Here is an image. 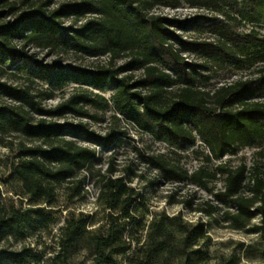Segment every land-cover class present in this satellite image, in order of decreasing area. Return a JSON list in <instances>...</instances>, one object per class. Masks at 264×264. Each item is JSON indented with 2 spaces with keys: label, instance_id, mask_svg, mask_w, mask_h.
<instances>
[{
  "label": "trees",
  "instance_id": "1",
  "mask_svg": "<svg viewBox=\"0 0 264 264\" xmlns=\"http://www.w3.org/2000/svg\"><path fill=\"white\" fill-rule=\"evenodd\" d=\"M180 1L0 0V6L7 8L0 15H14L0 22V137L11 133L18 142L9 175L19 181L14 194L20 200L28 198L39 210L51 209L60 188L70 197L81 196L85 181L91 179L97 188L94 203L104 212V218L95 222L90 213L68 211L51 257L24 245L8 253L1 248L0 264L4 256L13 264H118L117 256L128 252L126 264H237L241 258L264 254V147L249 165L222 159L264 142V100L243 99L232 105L236 98L264 90V68L212 90L195 84L199 70L214 59L264 63V35L235 25L257 20L259 0H182L210 11L183 17L152 11L177 8ZM64 19L71 22L65 24ZM197 26L208 28L214 38L184 35ZM17 43L51 54L68 50L89 57L106 55L108 61L87 68L43 62L16 50ZM185 51L200 54L202 61L190 60ZM117 59L123 61L116 64ZM9 72L27 75L30 82L37 79L46 88L39 97L29 84L2 79ZM69 84L76 87L66 97L52 106L43 104V99ZM104 90L111 95H103ZM3 96L14 103L2 102ZM87 105L111 109L112 119L123 118L154 141L173 147L171 154L140 152L139 156L164 181L187 182L212 192V200L200 207H193L189 199L178 201L187 209L200 212L214 226L253 232L257 239L238 243V252L214 257L207 251L210 234L202 215L193 221L181 211L143 209L141 193L131 185V178L115 174L111 166L105 171L95 168L96 148L75 140L83 136L108 146L127 135L114 126L103 133L92 129L82 118L100 117ZM197 139L207 153L189 170L175 155ZM218 178L222 187L214 191L209 184ZM36 214L0 201V238L24 235L35 227ZM136 226L144 233H138Z\"/></svg>",
  "mask_w": 264,
  "mask_h": 264
},
{
  "label": "rangeland",
  "instance_id": "2",
  "mask_svg": "<svg viewBox=\"0 0 264 264\" xmlns=\"http://www.w3.org/2000/svg\"><path fill=\"white\" fill-rule=\"evenodd\" d=\"M63 1L75 0H54L55 3ZM23 7L24 6H22V8ZM1 9L7 8H2L0 6V10ZM152 11L180 17L192 15L194 13L210 14L209 10L199 7H190L182 0L177 8L158 7ZM255 14L257 17L256 21L251 22L245 19L240 23L235 22L237 29L241 31L254 29L259 35H264V0H259L255 3ZM13 17V14L3 12L0 15V22L10 21ZM63 22L69 24L71 19H64ZM184 35L199 39L214 38L211 31L204 26L192 27L185 32ZM15 49L19 52L23 51L26 55H33L34 59L43 62H61L63 64L79 65L86 68L105 64L108 61L106 55L89 57L75 54L68 50L57 51L51 54L33 46L22 48L20 43L16 44ZM184 55L192 61H202L200 54L194 51H185ZM121 61L123 60L117 59L115 63L119 64ZM259 67L264 68V63H249L243 61L233 64L227 60L221 61L219 59H214L209 62L207 67L199 70L200 72L196 76L195 84L202 89L212 90L221 84L229 83L236 79L248 78L252 76L254 71ZM133 74L138 75L139 72L135 71ZM27 77L28 76L24 74L9 72L6 73L5 77L2 79H6L18 85L29 84L31 90L40 97V93L46 88V85L37 79L30 82L27 80ZM75 87V84H69L62 89L55 90L51 98L43 99L42 102L46 106L55 105L62 100V98L66 97ZM101 92L106 97H109L112 93L110 90ZM243 99L264 100V90L258 95H246L242 98H236L232 105L236 107ZM1 101L5 103H14V101L7 96H3ZM87 108L90 113L97 114L100 117L99 120L82 118V120L86 121L95 131L103 133L107 128L112 126L127 131L126 136H119L108 146L96 145L83 136H77L75 138V140L82 145H90L96 148L95 168L105 171L111 166L113 169H116L115 174H121L126 178H131V185L140 191L142 196L141 205L143 209H147V211L164 210L167 213H177L181 211L186 219L194 221L202 215V217L207 220L206 216L200 212L190 211L178 201L189 199L192 201L193 207H200L203 206L204 203L212 200V192L187 182L172 183L164 181L160 178L158 172L154 168L143 163L139 156L140 152L171 154V151L174 149L173 147L162 142L154 141L148 133L139 131L133 124L123 118L119 120L112 119L111 115L113 111L111 109L103 111L91 105H87ZM69 118L73 121L77 120L75 117ZM0 139V201L6 206L20 209L21 212L27 211L31 214L37 213L35 227L26 229L24 235L6 234L0 238V249H4L5 253L20 249V247L24 245L33 251L41 253L44 258L51 257L57 249L56 235L59 228L64 223L68 211L90 213L95 222L104 218V212L98 209L94 203L97 188L91 179L85 181L81 196L70 197L68 190L60 188L57 192L56 204L51 209L43 208V210H39L41 208H38L39 206H32L28 198H24L23 200L17 198L14 192L19 191V181L15 177L9 176L12 172V164L17 160V138L11 133H5ZM262 147H264V142L253 146H246L240 148L236 154H228L222 159H229L233 165L242 161L249 165L256 151ZM206 153V147L197 139L193 145L183 150H177L178 155H175V158L179 159L184 167L191 170L204 161L203 159ZM216 163L217 161H214L213 165ZM209 187L214 191L221 188V178L211 182ZM42 207H44V205H42ZM40 213L43 214L42 217L38 216ZM148 217L149 214H147L146 218ZM254 221H258V216L254 218ZM135 228L138 230V233H144L139 229V226ZM207 230L210 234L207 251L214 257L221 253L228 254L233 251L238 252V243L248 244L257 239V235L253 232L234 231L228 228L217 227L208 222V220ZM125 236H129L128 232L125 233ZM128 254L129 252L117 256L118 264H126L125 259ZM3 261L4 264H13L7 256H4ZM237 264H264V254L258 253L250 259L241 258Z\"/></svg>",
  "mask_w": 264,
  "mask_h": 264
}]
</instances>
